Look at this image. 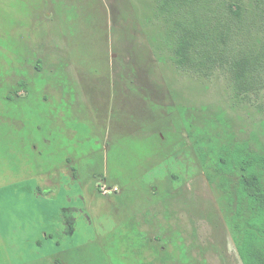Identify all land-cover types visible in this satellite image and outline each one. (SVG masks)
Instances as JSON below:
<instances>
[{
	"label": "rangeland",
	"instance_id": "1",
	"mask_svg": "<svg viewBox=\"0 0 264 264\" xmlns=\"http://www.w3.org/2000/svg\"><path fill=\"white\" fill-rule=\"evenodd\" d=\"M163 4L0 0V264H242L252 214L219 157L264 156V78L237 98L228 64L178 66L187 15ZM242 5L256 45L264 0Z\"/></svg>",
	"mask_w": 264,
	"mask_h": 264
},
{
	"label": "trees",
	"instance_id": "2",
	"mask_svg": "<svg viewBox=\"0 0 264 264\" xmlns=\"http://www.w3.org/2000/svg\"><path fill=\"white\" fill-rule=\"evenodd\" d=\"M163 1L159 7L161 14L183 11L187 15L183 16L187 20L180 18L179 23L167 30L168 36L174 39L173 53L178 66L194 64L208 69L216 63L228 64L237 98L258 91L260 80L264 78V37L256 45L255 40L248 41L246 47L235 41L237 33L245 26L242 14L247 10L242 0H207V6L204 0ZM206 11L202 19L201 14ZM230 45L234 47L233 56L227 53ZM243 46L247 50L240 55ZM219 165L222 169L234 168L240 172L238 190L252 214L237 249L239 258L242 264H264V156L240 144L221 155Z\"/></svg>",
	"mask_w": 264,
	"mask_h": 264
},
{
	"label": "flooded vegetation",
	"instance_id": "3",
	"mask_svg": "<svg viewBox=\"0 0 264 264\" xmlns=\"http://www.w3.org/2000/svg\"><path fill=\"white\" fill-rule=\"evenodd\" d=\"M61 190H62V189H58V190H56L55 193H54V195L48 193L47 190H42V191H43V195H45V196L52 195V196H54L55 198H57V197H59V192H60ZM50 192H51V191H50ZM83 194H84V193H83ZM84 196H85V195H84ZM84 203L86 204V198H85ZM86 208H87V207H86ZM61 210H62V212H63L64 215H65V217H64V223H65V226H66V227H71L72 224L75 223V218H74V216H68V217H67V214H69V212L72 213L71 211H72L73 209H61ZM88 210H89V209H88ZM73 211H74V210H73ZM89 212H90V211H89ZM90 214H91V212H90ZM69 219H70V220H69ZM115 227H116V226H115Z\"/></svg>",
	"mask_w": 264,
	"mask_h": 264
},
{
	"label": "crops",
	"instance_id": "4",
	"mask_svg": "<svg viewBox=\"0 0 264 264\" xmlns=\"http://www.w3.org/2000/svg\"><path fill=\"white\" fill-rule=\"evenodd\" d=\"M73 182H74V181H73ZM74 184H76V182H74ZM58 189H61L60 186H58L57 190H58ZM54 193H55V192H54Z\"/></svg>",
	"mask_w": 264,
	"mask_h": 264
}]
</instances>
